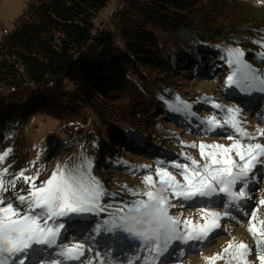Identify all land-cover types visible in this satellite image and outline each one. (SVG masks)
Instances as JSON below:
<instances>
[{
	"label": "rangeland",
	"instance_id": "374dc122",
	"mask_svg": "<svg viewBox=\"0 0 264 264\" xmlns=\"http://www.w3.org/2000/svg\"><path fill=\"white\" fill-rule=\"evenodd\" d=\"M28 1L0 0V37L11 28ZM236 6H239L250 20L244 27L249 29L248 32H224L217 38L221 43H201L194 32L188 29H181L173 35L174 43L186 52L188 59L193 63L183 62L187 67H176L172 73L174 77L170 75L171 78H166L164 84L166 91L170 93L169 98L164 101L166 111L148 113L150 122L143 125L146 131H151L152 136H143L136 131L129 137L125 136L122 140L130 143L132 148L110 147L111 152L116 153L115 162L108 164L110 169H98L100 174L106 171L104 179H100L101 175L98 173L94 178L101 184L106 183L110 192L121 193L126 199L122 201L124 206H119V209L123 208L121 214L127 209L126 202L147 200L142 193L163 188L169 215L180 222L181 228L186 220L191 221V227L203 225L211 219L217 221L218 227L201 240H174L162 255L153 251L156 248L153 243L155 237L140 241L130 237L120 228L113 231L102 229L98 234H94L93 239H89V234L93 233L94 228L103 225L105 220H110L113 216L110 212L112 205L106 206L101 199H97L96 210L76 217L80 222L71 221L72 232L65 228L58 241L62 247L76 244L82 246V255L78 259L67 261L66 264H244L245 260L247 264H260L258 257L264 249V244L258 247L257 239L264 238L260 237L259 232L253 236L248 229L254 224L264 231V223H261L264 221V204L260 203L264 200V164L258 163L250 174L246 195L251 199L241 210L230 207L226 199L222 200V193L215 198L197 197L184 201L177 198L169 187L167 178L162 182L157 175L159 168L175 177L177 184L183 185L187 181L182 166H187L189 173H203L205 164L212 168L217 167L212 164L213 159H231L234 164H242L237 155V148L233 145H239V151L245 154L249 144L264 146V91H253L242 83L227 82V77L234 73L239 80L242 72H249L250 76L258 78L251 82L252 87H261L259 79L264 78V0H237ZM114 8L115 0H111L95 18V23L102 31L105 28V31L112 29H109L108 23ZM241 38L257 43L261 46L260 51L248 46L243 47L237 42ZM186 44L194 45L196 53H191V48H187ZM238 53H243L240 57L242 63L239 65L234 63ZM246 55L258 59L249 61L250 57L246 58ZM253 62H256L254 67ZM222 64H225V67ZM243 65L248 67L244 68ZM209 118L219 123L210 124ZM22 133L26 146V161L22 171V177L26 181L23 195L27 199L35 189L46 186L53 173L59 176L61 171H65L67 174L66 170L74 171L76 166L87 172L89 159L86 158L85 149L81 146L72 150L68 148L69 142L59 129L56 119L41 113L34 114L25 124ZM15 143L20 145L21 139H16ZM201 144L205 145L203 155ZM138 145L144 148L133 149ZM211 145L223 147L212 148ZM192 161H196V164ZM92 169L95 170V167ZM91 172L93 170L88 171V175ZM145 177H151V182H146ZM2 188L3 185L0 186V191ZM3 197L0 192V207L10 204L8 200L4 201ZM14 210L24 215L16 207ZM209 213L218 215L212 217ZM241 242L247 245L249 251L243 260H238L237 249ZM50 251L55 256L58 249L53 248ZM34 256L39 264H51V260L39 252L34 253ZM211 257L215 258L210 260ZM26 264L34 262L28 260Z\"/></svg>",
	"mask_w": 264,
	"mask_h": 264
},
{
	"label": "trees",
	"instance_id": "16d2710c",
	"mask_svg": "<svg viewBox=\"0 0 264 264\" xmlns=\"http://www.w3.org/2000/svg\"><path fill=\"white\" fill-rule=\"evenodd\" d=\"M110 1L29 0L0 37V192L23 214L28 199L22 130L34 114L59 122L68 148L85 149L87 176L96 178L98 169L115 162L110 147L132 148L122 139L135 131L152 136L143 125L150 122L148 113L166 111V78L174 77L176 67H187L183 62L193 63L174 43L175 33L188 29L201 43H221L217 38L224 32L249 30L237 0H115L112 29L102 31L95 18ZM237 42L260 51L250 39ZM186 47L196 53L194 45ZM100 175L104 179L106 171ZM98 185V199L112 205L111 213L124 206L121 193ZM72 222L66 226L70 232Z\"/></svg>",
	"mask_w": 264,
	"mask_h": 264
},
{
	"label": "snow or ice",
	"instance_id": "6c2138e0",
	"mask_svg": "<svg viewBox=\"0 0 264 264\" xmlns=\"http://www.w3.org/2000/svg\"><path fill=\"white\" fill-rule=\"evenodd\" d=\"M243 53H238L234 61L235 64H241L240 57ZM232 63V61H230ZM247 68V65H243ZM256 76H250L249 72H242L239 80L236 74L227 77L229 84L242 83L243 86L251 88L253 91H264V78L259 79L260 88H253L252 81L257 80ZM231 111V109H229ZM210 124H218L209 118ZM212 148H222V145H211ZM237 148V155L240 157L242 164H234L231 159L228 160H212V164L217 167L212 168L209 164L203 165L204 172L195 171L189 173L187 166L184 167V178L187 183L180 185L175 181V177L168 172L157 169V175L163 182L167 178L169 187L176 194L177 198L184 201H191L194 198H215L221 193L224 194L221 199H226L230 207L237 210L243 209L247 201L251 199L246 195L247 182L250 174L257 164H264V146L260 144H249L247 154L239 151V145H233ZM201 154L203 155L204 144L200 145ZM196 164V161H192ZM224 165V166H220ZM61 171L59 176L53 173L52 178L47 182L46 186H41L30 193L28 199V207L25 214L13 209L12 204L6 207H0V244H4L7 248V256L10 264H26V261L32 260L34 264H39L34 253L45 255L51 264H66L67 261L78 259L81 252V245H73L71 247H62L59 239L66 228L68 222L84 213H91L96 210L97 199L101 195L98 182L94 178L87 176V173L81 169L78 173L74 171ZM27 179V178H26ZM146 182H151V177H145ZM2 186V181H0ZM219 186V187H217ZM148 199L154 197L153 191L142 193ZM21 202L25 201V197H19ZM144 199H137L126 202L127 209L130 207H141L144 205ZM161 208L159 210L158 223L160 224L159 234L154 238L153 243L156 244V251L162 255L167 246L174 240H201L207 238L210 233L218 227L217 221L211 219L203 225H191V221H184L181 228L180 222L169 215V209L166 206L167 200L165 196L160 198ZM264 204V200L260 201ZM123 208L116 209L110 220H105L104 224L93 229V233L89 234V239L94 238V234H98L102 229L105 231H113L119 228L124 216L121 214ZM227 214V213H226ZM212 217H216L217 213H209ZM255 213H253V217ZM63 218V219H61ZM43 221V223H41ZM55 221V223H52ZM261 223H264L262 221ZM111 227H104L105 225ZM249 232L256 236L259 232L260 237L264 238V231L258 229L254 224L249 227ZM264 244V239H257V246ZM41 246V247H37ZM232 245H229L231 248ZM58 249L53 256L51 249ZM229 249H225L228 251ZM238 255L236 259L243 260L248 254L247 245L241 242L238 245ZM59 257V259H56ZM215 257L209 258L214 259ZM260 264H264V249L259 254ZM247 264V261H244Z\"/></svg>",
	"mask_w": 264,
	"mask_h": 264
},
{
	"label": "clouds",
	"instance_id": "9594fccd",
	"mask_svg": "<svg viewBox=\"0 0 264 264\" xmlns=\"http://www.w3.org/2000/svg\"><path fill=\"white\" fill-rule=\"evenodd\" d=\"M163 188L154 191V197L147 199L141 207H130L125 210L124 219L119 228L140 241H147L156 237L160 231L158 223L160 198L163 196ZM0 264H10L7 256V248L0 244Z\"/></svg>",
	"mask_w": 264,
	"mask_h": 264
},
{
	"label": "bare ground",
	"instance_id": "6f19581e",
	"mask_svg": "<svg viewBox=\"0 0 264 264\" xmlns=\"http://www.w3.org/2000/svg\"><path fill=\"white\" fill-rule=\"evenodd\" d=\"M188 242V241H187Z\"/></svg>",
	"mask_w": 264,
	"mask_h": 264
}]
</instances>
